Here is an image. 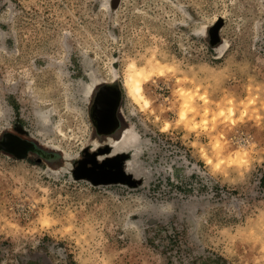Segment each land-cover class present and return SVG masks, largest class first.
Returning a JSON list of instances; mask_svg holds the SVG:
<instances>
[{
  "label": "rangeland",
  "instance_id": "374dc122",
  "mask_svg": "<svg viewBox=\"0 0 264 264\" xmlns=\"http://www.w3.org/2000/svg\"><path fill=\"white\" fill-rule=\"evenodd\" d=\"M0 264H264V0H0Z\"/></svg>",
  "mask_w": 264,
  "mask_h": 264
},
{
  "label": "bare ground",
  "instance_id": "6f19581e",
  "mask_svg": "<svg viewBox=\"0 0 264 264\" xmlns=\"http://www.w3.org/2000/svg\"><path fill=\"white\" fill-rule=\"evenodd\" d=\"M130 82H131V80H130ZM130 86V85H129ZM87 91H89V90H87ZM128 91H129V94H130V96L136 101V102H138V101H143V102H145L146 100L144 99V97L142 96V94H141V84H140V82H139V80H137V81H133V82H131V87L130 88H128ZM41 116V115H40ZM59 130V129H58ZM122 136V135H121ZM112 137L111 136H105L103 139H98V138H96V140L95 141H93L91 144H89V145H92V147H98V146H101V145H110V144H112L113 143V139L112 140H110ZM94 140V139H93ZM120 145H124L125 146V148L126 147H131V145H137V142H134V139L133 138H131V137H129L128 139H126L125 141H123L122 140V143H119ZM49 145V144H48ZM47 145V147H45V148H47V151H40V150H34V149H36V148H34V146H32V144L30 143L29 144V148L31 149V150H33V151H31V152H33L36 156H39L40 158H41V160H43L44 162H45V164L46 163H48V164H50L51 163V165L52 164H54V167H55V165L57 166L58 164H62L63 162H64V157L65 156H61L62 155V153H58V151H59V148L58 147H56V146H54V143L53 144H50V145H53V146H48ZM9 146H11V147H13V148H16L17 149V155H19V156H22L23 155V150H22V148H17V147H19V141H17L16 139H12L11 140V144L9 145ZM86 146H88V145H86ZM123 146V147H124ZM39 147V146H38ZM41 147H43L44 148V145H42ZM117 147H119V146H117ZM44 148V149H45ZM121 148V147H120ZM43 149V150H44ZM86 151V150H85ZM129 151V150H128ZM60 152V151H59ZM125 152V151H124ZM126 153V152H125ZM128 153V152H127ZM28 154V153H27ZM26 154V155H27ZM42 162V161H41ZM58 163V164H57ZM47 166V165H46ZM48 168L50 167L49 165L47 166ZM53 167V166H52ZM59 169V168H58Z\"/></svg>",
  "mask_w": 264,
  "mask_h": 264
}]
</instances>
